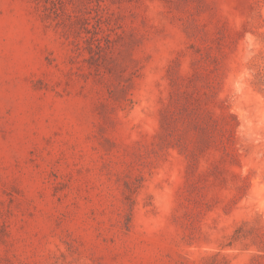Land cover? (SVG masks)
Instances as JSON below:
<instances>
[{
    "label": "rangeland",
    "instance_id": "374dc122",
    "mask_svg": "<svg viewBox=\"0 0 264 264\" xmlns=\"http://www.w3.org/2000/svg\"><path fill=\"white\" fill-rule=\"evenodd\" d=\"M0 264H264V0H0Z\"/></svg>",
    "mask_w": 264,
    "mask_h": 264
}]
</instances>
